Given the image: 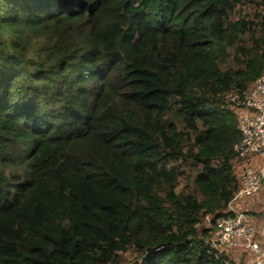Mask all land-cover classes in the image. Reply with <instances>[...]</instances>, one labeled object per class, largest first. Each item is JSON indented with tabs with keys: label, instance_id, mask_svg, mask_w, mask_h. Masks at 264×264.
I'll return each instance as SVG.
<instances>
[{
	"label": "trees",
	"instance_id": "trees-1",
	"mask_svg": "<svg viewBox=\"0 0 264 264\" xmlns=\"http://www.w3.org/2000/svg\"><path fill=\"white\" fill-rule=\"evenodd\" d=\"M263 69L264 0H0V264H232Z\"/></svg>",
	"mask_w": 264,
	"mask_h": 264
},
{
	"label": "built area",
	"instance_id": "built-area-1",
	"mask_svg": "<svg viewBox=\"0 0 264 264\" xmlns=\"http://www.w3.org/2000/svg\"><path fill=\"white\" fill-rule=\"evenodd\" d=\"M238 118L240 141L234 151L239 188L228 205L226 215L217 220L206 244L218 253L245 254L252 264H264L260 230L239 205L260 195L264 189V69L243 98H228ZM210 224V218H205Z\"/></svg>",
	"mask_w": 264,
	"mask_h": 264
},
{
	"label": "rangeland",
	"instance_id": "rangeland-1",
	"mask_svg": "<svg viewBox=\"0 0 264 264\" xmlns=\"http://www.w3.org/2000/svg\"><path fill=\"white\" fill-rule=\"evenodd\" d=\"M237 13L238 14H242V15H245V16H249L250 15V12H249V6L248 5H244V4H241L237 7ZM237 14V15H238ZM237 169H236V176L238 175L237 174ZM260 199L262 200V207H259V209H256L255 211H250L247 210L246 212L250 215V218H252V221L253 223L260 229L262 230V236L259 237V241H260V244L261 246L264 248V192H262V194L260 195ZM259 197V196H257ZM255 197V198H257ZM255 198L253 199H250V200H246L245 202H250L251 200H254ZM243 210V209H242ZM202 226H208V224L206 223L205 220H202ZM126 257H127V260H131L134 258V255L129 252L126 254ZM230 257V260L232 261V264H252V261L250 258H248L245 254H239V253H234V254H230L229 255ZM129 263V262H128Z\"/></svg>",
	"mask_w": 264,
	"mask_h": 264
},
{
	"label": "crops",
	"instance_id": "crops-1",
	"mask_svg": "<svg viewBox=\"0 0 264 264\" xmlns=\"http://www.w3.org/2000/svg\"><path fill=\"white\" fill-rule=\"evenodd\" d=\"M262 192H264V189L262 190ZM262 192L260 193V195L262 194ZM260 195H259V197L255 198L254 200H251L250 202H244V203H242L241 205H239V207L241 209H243L245 212L247 210H249V209H250V211L251 210L252 211H255L256 209H259V207H262V200L260 199V197H261ZM251 220H252V218H251Z\"/></svg>",
	"mask_w": 264,
	"mask_h": 264
}]
</instances>
